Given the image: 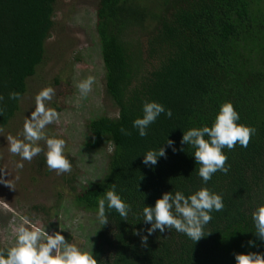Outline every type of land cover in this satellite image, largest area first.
Wrapping results in <instances>:
<instances>
[{
  "label": "trees",
  "instance_id": "obj_1",
  "mask_svg": "<svg viewBox=\"0 0 264 264\" xmlns=\"http://www.w3.org/2000/svg\"><path fill=\"white\" fill-rule=\"evenodd\" d=\"M264 0H99L96 31L105 69V95L118 117L101 116L87 124L90 152L103 151L107 166L97 181L77 192L74 203L96 211V200L115 183L138 207L152 205L165 191L199 186L191 149L181 151L182 131L211 124L218 105L232 101L240 123L256 128L247 148L225 149L228 174L216 173L209 187L223 194L225 209L213 213L210 232L195 244L174 230L141 235L149 225L131 214L127 221L113 212L99 227L93 253L99 264H235L234 254L264 253L246 216L264 200ZM57 0H0V133L20 110L10 91L27 92V81L45 59L46 42L55 27ZM171 108L140 138L131 129L144 100ZM131 131L123 135L121 128ZM168 139L166 158L145 167L149 147ZM114 151L108 152L113 146ZM138 156V157H137ZM44 168L43 156L34 160ZM45 212V210H44ZM139 232L140 234H136ZM248 232V233H246ZM244 244L242 247L241 245Z\"/></svg>",
  "mask_w": 264,
  "mask_h": 264
},
{
  "label": "clouds",
  "instance_id": "obj_2",
  "mask_svg": "<svg viewBox=\"0 0 264 264\" xmlns=\"http://www.w3.org/2000/svg\"><path fill=\"white\" fill-rule=\"evenodd\" d=\"M96 78L87 75L76 81L75 88L81 99H86L93 91ZM56 95L52 86L41 88L34 95V106L30 116H25L22 128L16 136L7 135V151L14 157L16 170L24 168V162L31 163L35 157L43 156V163L49 172L57 176L71 173L73 164L68 158L66 140L57 135L49 134V125L59 124L61 113L55 108L49 107V103ZM8 99L21 101L22 94L19 91H10ZM4 96L0 95V102ZM141 115L131 122V129L135 130L140 138L149 135L151 126L163 114L166 118L173 117L171 108L157 100H144L141 104ZM3 110L0 109V116ZM240 113L234 107L232 101H224L218 105L211 124H202L198 127H189L182 131L180 140L181 151L188 147L194 158L193 171L199 179V186L191 190L176 189L163 192L152 205L143 202L142 207L135 211L133 205L123 196V190L115 183L104 189L103 195L96 200L94 222L103 228L109 224L110 215L115 212L123 221H127L129 215L149 225L146 228L147 235H141V243L146 246L148 236L155 232L164 234L175 231L182 234L195 244L201 238L206 237L207 226L213 220V213L223 212L225 202L223 194L209 187V182L214 174H228L230 165L226 164L228 156L224 151H231L237 145L247 148L250 139L256 134V128L240 123ZM123 135H131V131L120 129ZM165 145L175 153L177 151L174 142L168 137L156 147H149L138 156H142L141 163L145 167H153L161 157L166 158ZM114 151L113 146L108 152ZM137 156V157H138ZM9 176L6 168L0 167V184L10 188ZM19 179V175L15 177ZM251 223L252 235L255 240L249 239L248 246H255L256 241L264 244V200L252 205L246 213ZM47 228L38 226V223L23 217L11 228V239L4 247H0V264H99L92 251L93 246H87L80 242H70L65 238V230L49 232ZM246 232V233H248ZM136 234H140L137 232ZM242 247L244 244L241 245ZM235 264H264V253L247 252L234 254Z\"/></svg>",
  "mask_w": 264,
  "mask_h": 264
},
{
  "label": "rangeland",
  "instance_id": "obj_3",
  "mask_svg": "<svg viewBox=\"0 0 264 264\" xmlns=\"http://www.w3.org/2000/svg\"><path fill=\"white\" fill-rule=\"evenodd\" d=\"M98 1L57 0L55 27L46 42L44 62L27 81L19 112L0 133V167L7 169L9 176L4 178L13 185L10 188L0 184V247L10 242L12 226L28 217L50 233L65 230L63 234L70 242L94 249L99 230L94 222L95 213L76 207V194L71 188L75 186L79 192L83 186L97 181L107 166L103 151L86 149L90 141L87 124L101 116L116 118L119 114L105 95V69L96 31ZM87 75L95 76L96 82L89 96L81 99L75 83ZM46 86L56 91L48 106L61 113L59 124L49 125L47 131L66 140V155L73 164L71 173L60 176L49 172L46 166L37 171V157L31 163L25 161L22 170H16L14 161L18 157L7 151V135H17L25 116L33 110L34 95Z\"/></svg>",
  "mask_w": 264,
  "mask_h": 264
}]
</instances>
